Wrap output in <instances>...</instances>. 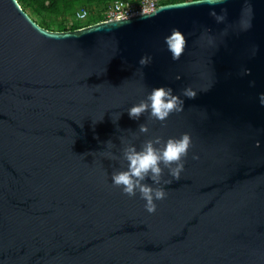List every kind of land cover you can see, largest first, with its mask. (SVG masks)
<instances>
[{
	"label": "water",
	"instance_id": "95a60500",
	"mask_svg": "<svg viewBox=\"0 0 264 264\" xmlns=\"http://www.w3.org/2000/svg\"><path fill=\"white\" fill-rule=\"evenodd\" d=\"M158 87L183 111L130 119ZM262 94L264 0H184L71 30L0 0V264H264ZM183 134L180 179L144 181L167 193L155 213L113 186L127 146Z\"/></svg>",
	"mask_w": 264,
	"mask_h": 264
},
{
	"label": "clouds",
	"instance_id": "9594fccd",
	"mask_svg": "<svg viewBox=\"0 0 264 264\" xmlns=\"http://www.w3.org/2000/svg\"><path fill=\"white\" fill-rule=\"evenodd\" d=\"M203 2H208V0H203ZM164 42L172 59L179 60L186 46L183 34L174 29L170 35L164 38ZM150 62L151 57L148 56H143L139 60L141 66H147ZM182 95L194 99L196 93L191 89H184ZM183 105L184 101L180 96L173 94L172 88L158 87L153 88L146 99L132 106L128 110V115L130 119L138 120L145 112H148L149 120H158L163 123L171 113L183 111ZM139 131L147 133L148 128L141 124ZM107 144L110 145L111 141ZM190 146L189 134H183L179 138H169L166 142L159 137L147 140L139 151L134 145L127 146L123 151V158L127 162L126 170L112 173L113 186L119 188L123 194L129 197H134L139 193L140 198L145 201V210L149 214L155 213L156 201L164 200L167 193L163 187H153L144 181L150 179L155 185H160L164 169L168 170L173 179L179 180L180 173L184 169V158L187 157ZM193 158L197 159L198 157L194 156ZM171 182V180L163 181L164 184Z\"/></svg>",
	"mask_w": 264,
	"mask_h": 264
},
{
	"label": "trees",
	"instance_id": "16d2710c",
	"mask_svg": "<svg viewBox=\"0 0 264 264\" xmlns=\"http://www.w3.org/2000/svg\"><path fill=\"white\" fill-rule=\"evenodd\" d=\"M24 11L39 25L54 30H71L105 20V9L114 0H17ZM133 1V0H130ZM184 0H157V6ZM82 8L83 19L76 17Z\"/></svg>",
	"mask_w": 264,
	"mask_h": 264
},
{
	"label": "built area",
	"instance_id": "2783aa9c",
	"mask_svg": "<svg viewBox=\"0 0 264 264\" xmlns=\"http://www.w3.org/2000/svg\"><path fill=\"white\" fill-rule=\"evenodd\" d=\"M157 7V0H114L105 9L106 19L123 18L147 12ZM87 10L82 8L76 12L78 19H83Z\"/></svg>",
	"mask_w": 264,
	"mask_h": 264
}]
</instances>
